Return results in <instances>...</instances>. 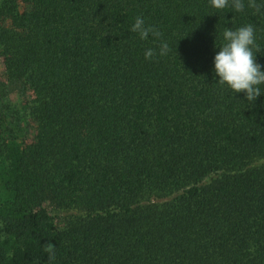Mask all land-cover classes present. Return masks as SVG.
I'll list each match as a JSON object with an SVG mask.
<instances>
[{
    "label": "trees",
    "instance_id": "1",
    "mask_svg": "<svg viewBox=\"0 0 264 264\" xmlns=\"http://www.w3.org/2000/svg\"><path fill=\"white\" fill-rule=\"evenodd\" d=\"M243 2L0 0V264H264V95L213 71L249 24L264 68Z\"/></svg>",
    "mask_w": 264,
    "mask_h": 264
},
{
    "label": "clouds",
    "instance_id": "2",
    "mask_svg": "<svg viewBox=\"0 0 264 264\" xmlns=\"http://www.w3.org/2000/svg\"><path fill=\"white\" fill-rule=\"evenodd\" d=\"M213 7L223 9L229 5V0H211ZM232 7L241 12L245 8L243 0H232ZM260 12L259 7L256 8ZM131 31L138 34L141 40L149 39L150 35L161 40L159 51L148 48L144 57L151 60L154 56H167L170 46L161 39L162 33L153 25L146 24L142 16H137ZM224 43L219 46V51L214 56V73L219 78L218 83L226 85L233 93H243L246 100L254 104L264 95V68L256 62V53L259 46L256 43V30L253 25L236 28H225Z\"/></svg>",
    "mask_w": 264,
    "mask_h": 264
},
{
    "label": "rangeland",
    "instance_id": "3",
    "mask_svg": "<svg viewBox=\"0 0 264 264\" xmlns=\"http://www.w3.org/2000/svg\"><path fill=\"white\" fill-rule=\"evenodd\" d=\"M4 73H5V67H4V64H3V61L0 59V79H5V76H4ZM12 101L14 104H18V103H22V102H26V101H29L33 98V94L32 92H21L19 90H14L12 92ZM33 130H34V127L33 126H28V129H27V132H28V135L29 137H32L33 135ZM77 211L73 210L71 212H64L63 215H70L71 213H76Z\"/></svg>",
    "mask_w": 264,
    "mask_h": 264
}]
</instances>
